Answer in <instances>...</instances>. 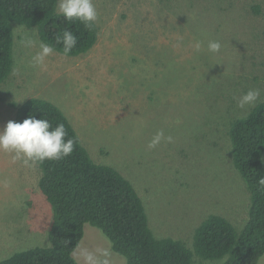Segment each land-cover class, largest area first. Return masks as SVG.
I'll use <instances>...</instances> for the list:
<instances>
[{"label": "rangeland", "instance_id": "obj_1", "mask_svg": "<svg viewBox=\"0 0 264 264\" xmlns=\"http://www.w3.org/2000/svg\"><path fill=\"white\" fill-rule=\"evenodd\" d=\"M93 3L96 46L72 57L54 51L42 67L30 63L42 42L37 31L13 23L15 66L0 90V132L15 119L13 103L50 101L96 162L132 182L158 238L192 247L196 228L212 214L242 229L250 192L233 165L229 131L232 121L264 101V0ZM25 34L34 46L20 43ZM210 41L221 44L219 52L208 50ZM255 89L261 93L255 104L238 107ZM160 130L173 142L149 149ZM15 156L0 150V261L46 246L52 219L38 167ZM79 246L112 251L90 225ZM112 253V264H126Z\"/></svg>", "mask_w": 264, "mask_h": 264}, {"label": "trees", "instance_id": "obj_2", "mask_svg": "<svg viewBox=\"0 0 264 264\" xmlns=\"http://www.w3.org/2000/svg\"><path fill=\"white\" fill-rule=\"evenodd\" d=\"M58 4L59 0H0V90L15 66L13 23L35 29L43 43L63 55V31H70L77 44L66 56L83 55L96 46L97 22L91 27L78 20L69 22L58 12ZM12 106L17 109L14 122L34 117L47 120L52 129L63 123L66 139H73L75 146L67 157L34 162L41 174L39 190L52 212L47 245L15 252L0 264H79L74 252L86 225L100 230L126 264H259L264 256V187L258 183L264 178V101L232 121L229 131L233 165L250 192L248 220L239 229L225 216L212 214L196 228L192 247L155 235L132 182L113 166L92 158L55 104L30 98Z\"/></svg>", "mask_w": 264, "mask_h": 264}, {"label": "clouds", "instance_id": "obj_3", "mask_svg": "<svg viewBox=\"0 0 264 264\" xmlns=\"http://www.w3.org/2000/svg\"><path fill=\"white\" fill-rule=\"evenodd\" d=\"M58 12L71 22L78 20L86 27H91L98 19V12L93 0H60ZM63 52L68 54L77 44L76 36L68 30L63 31L62 35ZM20 43L25 47L34 46L35 42L27 37ZM56 43H61V36L56 37ZM197 51L201 48V43L194 45ZM221 49L218 41H210L208 50L217 53ZM53 46L40 42L39 51L32 57L30 63L33 67L44 66L46 58L54 53ZM260 90H249L242 95L237 104L244 108L246 105H254L260 97ZM67 131L63 123L58 124L54 129L47 120H39L30 117L21 122L9 121L2 132H0V150L5 152H15L13 160L19 159L21 155L25 158V164L29 160L41 163L46 160H59L71 155L74 151L75 141L66 139ZM162 141L173 142L172 136L165 137L163 130L157 131L149 143V149L157 147ZM264 187V178L258 182ZM51 246V245H50ZM74 255L83 261V264H112L113 253L109 248L97 249L95 252L77 246Z\"/></svg>", "mask_w": 264, "mask_h": 264}]
</instances>
